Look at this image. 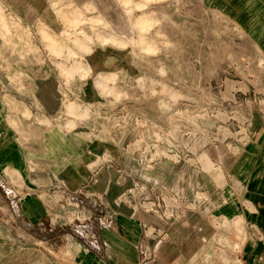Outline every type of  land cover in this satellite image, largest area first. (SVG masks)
<instances>
[{"label":"crops","instance_id":"obj_1","mask_svg":"<svg viewBox=\"0 0 264 264\" xmlns=\"http://www.w3.org/2000/svg\"><path fill=\"white\" fill-rule=\"evenodd\" d=\"M0 15V264H264V0H0ZM182 16L243 115L216 153L198 107L167 102L182 62L166 18Z\"/></svg>","mask_w":264,"mask_h":264},{"label":"rangeland","instance_id":"obj_2","mask_svg":"<svg viewBox=\"0 0 264 264\" xmlns=\"http://www.w3.org/2000/svg\"><path fill=\"white\" fill-rule=\"evenodd\" d=\"M184 5L185 0H183ZM197 19L189 16L166 18L167 38L164 51L167 61L182 62V64L173 63L166 65L167 89L172 91L173 89L177 90V93L174 91L171 92V96L167 97V102L176 105L179 103L186 106L198 107V124L202 126L197 129L198 136L208 135L209 138L212 137L214 141L213 150L216 153L220 151V143L226 141L229 137L232 140L240 132L244 131L243 129L240 130L237 128L238 121L242 120L243 115L238 112L229 114L225 111L227 102L236 103L237 99L227 97L226 93H224L225 95L222 93L223 87L220 81V65L205 64L204 62L207 60L211 61L212 58L206 56V50L193 47L196 46L194 44L197 41V46L200 45V35L198 34L197 40L196 34L192 32L191 27L192 24L196 23ZM201 21L203 23V18H199V24ZM174 23L176 25L181 24V34L174 33ZM179 36L181 37L180 40L178 39ZM146 51L150 55H158L159 50L150 49ZM220 57L221 50H214V60L219 61ZM191 61L192 63H190ZM193 61H197L198 64L196 65ZM156 67V65H150V69ZM213 75L218 79L213 81L205 80L207 76ZM224 87L229 89L233 86H229L226 81ZM206 107L209 109H206ZM228 119L230 120V128L223 127L222 122H226ZM206 124L209 126L208 129H205ZM186 131L188 132L189 130ZM198 147L200 149L203 145L198 144Z\"/></svg>","mask_w":264,"mask_h":264},{"label":"bare ground","instance_id":"obj_3","mask_svg":"<svg viewBox=\"0 0 264 264\" xmlns=\"http://www.w3.org/2000/svg\"><path fill=\"white\" fill-rule=\"evenodd\" d=\"M0 16H2V15H0ZM0 20H1V18H0ZM3 20V19H2ZM69 21V20H68ZM2 23H3V21H2ZM0 24H1V22H0ZM2 25V24H1ZM102 36V35H101ZM141 37V36H140ZM103 38H105V37H103ZM139 39H141V38H139ZM142 40V39H141Z\"/></svg>","mask_w":264,"mask_h":264}]
</instances>
